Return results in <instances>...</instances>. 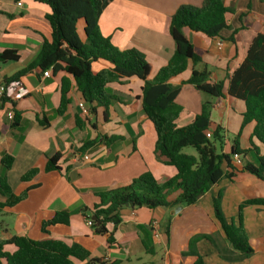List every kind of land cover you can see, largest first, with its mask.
<instances>
[{"label": "crops", "instance_id": "1", "mask_svg": "<svg viewBox=\"0 0 264 264\" xmlns=\"http://www.w3.org/2000/svg\"><path fill=\"white\" fill-rule=\"evenodd\" d=\"M203 1L113 0L100 15L98 27L118 50L140 51L151 64L152 78L173 54L170 17L181 5L197 8ZM231 4L232 0H224L225 6ZM233 7L234 13L225 15L228 28L221 30L217 38L184 28V36L210 73V83L223 84V97L213 98L210 104L208 95L183 84L191 74L189 62L186 70L169 82L180 87L175 102L182 111L175 123L178 127L188 125L200 113L202 104L209 103L213 107L211 125L223 128L228 137L224 153L230 151L229 137L240 132L241 149L250 148L252 141L264 155V146L252 138L254 123L240 129L244 103L226 94L229 77L243 62L253 38L264 34V0H235ZM48 13L46 6L30 0L22 1L21 6L13 0H0V52L15 49L19 54L16 63L0 64V86L3 87L5 78L36 58L44 40L50 41V26L45 18ZM83 27V21L76 24L82 42ZM108 67L103 61L91 64L93 71ZM63 77L66 74L62 71H50L47 78L28 74L21 84L8 86L9 101L0 102V160L4 155L13 157L9 170L0 166V175L4 174L14 194L27 192L23 201L5 208L0 215V239L17 236L34 241L57 240L66 245L75 243L87 250L90 258L102 259L106 264H193L197 257L181 254L187 251L190 239L206 235L211 242L200 239L193 245L203 264H264V206H247L242 210V226L253 249L246 259H239V254L227 243L212 208L213 198L221 191L222 213L226 220L237 224L242 202L264 199V182L246 172L237 173L231 181L220 180L194 205L181 206L177 213L164 207L123 209L120 224L115 229L107 226L108 232H113L114 245L107 243V235L93 234L83 210L85 215L88 211L92 215L98 203L95 192L126 186L145 172L161 183L173 177L176 170L154 159L156 135L141 111L139 100L142 81L132 77L125 84H108L107 91L115 100L108 106L106 116L102 108L82 116L79 104L87 109L88 106L71 79L68 102L61 114L58 112ZM13 110L20 114L15 128L7 118V113ZM215 113H222V117ZM104 136L117 139L106 146L101 141ZM92 140L96 143L80 152ZM54 155L59 156L60 170L45 172L47 159ZM84 156L87 160H83ZM244 161L255 164L251 154ZM30 169H37L38 174L29 182H22V175ZM3 202L5 199L0 196V203ZM61 211L69 213L68 226H50L43 232L42 223ZM15 250L13 245L4 247L10 254ZM72 262L87 264L76 259Z\"/></svg>", "mask_w": 264, "mask_h": 264}, {"label": "trees", "instance_id": "2", "mask_svg": "<svg viewBox=\"0 0 264 264\" xmlns=\"http://www.w3.org/2000/svg\"><path fill=\"white\" fill-rule=\"evenodd\" d=\"M15 3L24 0H13ZM44 5L49 13L45 16L50 26V41L44 40L36 58L3 80V92L0 102L9 101L6 88L12 84H21V79L28 74L43 75L47 70L52 73L62 71L66 74L60 82L61 102L58 112L61 114L67 104V94L71 89V80L81 100L88 106L89 113L102 108L106 116L108 106L115 97L107 91L112 83L125 84L129 78L135 77L143 82L139 96L141 111L152 124L156 135L153 147L154 159L164 165L173 167L176 174L159 183L150 172H145L133 179L130 184L114 189L95 192L98 203L94 205L92 216H83L93 234L107 235V243L115 244L113 229L121 222V211L131 204L132 209L146 207L154 210L164 207L175 209L178 206H192L198 199L222 179L233 180L239 172H246L264 182V155L250 141V148L239 147L240 132L230 138V151L224 153L223 146L228 138L220 126H212L210 122L209 103L201 106L200 113L188 125L178 127L176 120L182 107L175 102L180 91L179 86H172V78L183 73L188 63L192 65L189 78L183 84L212 98L223 97V84L210 83L209 71L202 62L200 54L183 34L184 28L192 32L202 33L208 38H217L221 30L227 29L225 15L234 13L233 1L229 6L224 0H204L200 7L179 6L170 17L169 35L174 43V50L167 64L161 67L150 78L151 64L136 49L118 50L109 40L102 36L98 27V19L103 10L113 0H30ZM9 18H12L9 16ZM83 21L82 42L77 34L76 24ZM231 40L233 38L231 37ZM19 54L15 49L0 52V64L16 63ZM103 61L110 65L106 69L93 71V62ZM71 79V80H70ZM226 94L244 103L241 127L253 122L252 138L264 146V34H257L240 66L229 77ZM13 104V103H12ZM11 127L19 125L20 114L13 110ZM79 125V120H76ZM42 125H47L42 122ZM210 132V138L206 133ZM117 137H102L101 141L110 145ZM86 142L80 152L95 144ZM192 148L195 155L184 154L183 150ZM251 154L255 164L244 161ZM240 157L241 165L235 166L233 156ZM59 156L54 155L46 161L45 172L59 171ZM13 157L2 156L0 166L4 171L10 169ZM38 174L37 169H30L21 177L22 182H29ZM27 192L14 194L6 182L4 174L0 175V196L5 202L0 203V215L5 208H12L26 198ZM222 192L212 200L214 218L224 233L230 247L239 254V259H246L253 249L242 226V210L247 206H264V199H249L239 205L238 223L228 221L221 210ZM69 213L56 212L51 219L42 223V231L55 225L68 226ZM210 236L202 235L190 239L187 251L182 256L197 257L193 264H203L196 254L193 245L197 240ZM13 245L16 250L12 254L4 251V247ZM87 250L78 244L66 245L62 241H34L26 237L13 236L0 239V264H73L72 259L86 261L87 264H106L98 258H90Z\"/></svg>", "mask_w": 264, "mask_h": 264}, {"label": "built area", "instance_id": "3", "mask_svg": "<svg viewBox=\"0 0 264 264\" xmlns=\"http://www.w3.org/2000/svg\"><path fill=\"white\" fill-rule=\"evenodd\" d=\"M18 6H21V2H18V3H16ZM43 77H50V70H47V71H45L44 73H43ZM2 92H3V87L2 86H0V96H1V94H2ZM79 108H80V111H81V115L82 116H87L88 115V113H89V111H88V109L84 106V105H82V104H79ZM7 118H8V120L11 122L12 121V119H13V113L10 111V112H8L7 113ZM210 132H207L206 133V137L207 138H210ZM83 160H87V157L86 156H84L83 157ZM233 162H234V165L235 166H237V167H239L240 165H241V161H240V157L239 156H237V155H234L233 156ZM87 222V221H86ZM87 224L89 225V222H87Z\"/></svg>", "mask_w": 264, "mask_h": 264}, {"label": "rangeland", "instance_id": "4", "mask_svg": "<svg viewBox=\"0 0 264 264\" xmlns=\"http://www.w3.org/2000/svg\"><path fill=\"white\" fill-rule=\"evenodd\" d=\"M206 97H208V99H210V104H211L212 102H214V99H213V98H210L209 95L206 96ZM210 110H211V111L213 110L212 105H211ZM215 116L221 118V117H222V113H215ZM183 153H184V154H188V155H189V154H191V155H195L194 150H193L192 148H190V147L184 149V150H183Z\"/></svg>", "mask_w": 264, "mask_h": 264}, {"label": "water", "instance_id": "5", "mask_svg": "<svg viewBox=\"0 0 264 264\" xmlns=\"http://www.w3.org/2000/svg\"><path fill=\"white\" fill-rule=\"evenodd\" d=\"M125 207L126 208H132V205L129 204V205H126ZM180 209H181V206L176 207L174 209L175 213H177L178 211H180ZM86 216L90 217L91 219H94V217L91 215V213L89 211L86 213Z\"/></svg>", "mask_w": 264, "mask_h": 264}]
</instances>
